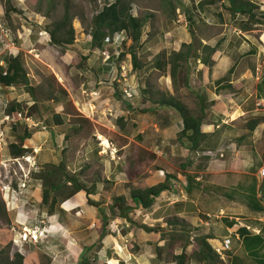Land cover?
<instances>
[{"label": "rangeland", "instance_id": "374dc122", "mask_svg": "<svg viewBox=\"0 0 264 264\" xmlns=\"http://www.w3.org/2000/svg\"><path fill=\"white\" fill-rule=\"evenodd\" d=\"M2 1L4 0H0V58L19 55L27 78L26 86H30L32 92L28 93L23 85H0V264L5 263L6 257L12 258L13 252H18L24 257V264L44 263V255L39 253L37 246L39 237L35 243L27 239L22 242V231L26 229L29 234L30 228L13 222L20 209L24 217L30 219L28 209L36 203L27 191L32 189L34 172L39 170L35 157L38 152L27 139L21 143L27 151L23 157H15L18 158L16 162L7 150V145L17 143L18 137L24 131L31 133L29 135L33 138V143L50 150L46 151L49 153V163L61 162L67 173L72 176L79 174L84 186H93V191H105V197H110L108 200L114 196H122L124 201L128 199L130 181L136 186L144 185L143 178L149 176L147 182L153 185L159 182L158 177L163 180L164 174L172 176L169 185L173 188L169 187L168 191H174L178 198L177 203L168 205L172 198L166 199V196L158 195L148 208L155 210L153 215L149 214L150 218L143 215L145 211L143 212L142 208L127 212L128 228L132 227L133 230L131 244L142 236V227L153 224V228L160 229L159 223L163 224V232L159 233L163 238L159 251L154 245L157 233L143 235L148 238V244L144 245L150 255L156 258L158 254L160 256L158 263L155 259V262L151 260L150 264H174L172 252L185 251V255L194 257L195 255L190 253L189 245L191 246L200 234H217L219 220L224 218L228 221L229 217H233L229 223L240 222L239 225L249 228L264 224V221L258 220L261 218L262 194L257 196L255 191L256 186L264 185V177L257 180L250 177L251 180L243 176V172L255 173L264 155V100L253 104L252 90H246L250 110L248 114L233 121V127L228 126L227 131L221 130L220 126L216 135L206 138L204 146L217 148L220 145L227 154H237L236 158L246 160V166L229 168L238 170L234 172L232 179H239V188L248 193L244 195L248 208L223 200L206 199L208 202L204 203L194 200V203H191L187 196L185 198V179L182 174L192 175L200 171L201 174H198L204 181L208 179V174H204L208 162L202 155L184 150L183 147L188 142L184 137L177 138L178 131L165 142L162 141L158 135L160 130H153V124L158 125L162 113L148 111L147 107L152 103L144 101L145 89L151 98L156 100L163 90L165 74L162 70L155 71L151 68L152 59L161 50L168 52L167 56L172 51L170 41L160 44L158 38L171 36L177 38V50L182 48V44L191 43L200 52L199 47L204 44L196 35L191 37V34L201 32L206 36L222 29H205L203 24L194 23H190L189 27V24H186L184 10L187 9L188 14L197 18L196 5L200 0H123L128 12L141 20L140 36L137 42L132 43L125 32L124 35L119 32L117 36L120 38L116 37L114 42L105 46L107 54H110L109 62H105L106 59L102 56L100 59L96 49L91 48L88 31L92 15L113 0H67L73 41L63 48L49 43L46 30L51 21L60 18L64 0H9L14 10L7 15L3 14ZM212 9L218 10V4L214 3ZM239 17L233 16L230 21ZM211 19L210 17L207 20ZM190 21L194 22L191 18ZM234 22H228L227 25L232 26ZM258 28L260 27L256 26V29ZM187 37L190 40L185 43ZM130 49L135 56L136 69H133L130 63ZM145 49H148V54L151 52L149 59L145 57ZM211 66H206L208 71ZM123 90L130 97H126ZM12 102L18 103L19 108L7 113V108ZM253 107L261 109L255 111ZM141 109L144 110L140 111ZM190 110H195V106H191ZM17 112L19 116L16 115ZM170 112L173 114L172 110ZM142 113L145 114L141 118L139 114ZM5 115L8 117L5 118ZM56 116L61 119L60 124L54 123ZM24 118H27V121H24ZM252 118L261 119L262 122L256 131L254 128H246ZM146 128L149 129L144 133L137 132ZM103 138L109 143L107 148L101 144ZM229 143L233 145L229 146ZM158 169L160 171H157ZM238 172L240 175H237ZM114 181L117 182L116 188H112ZM230 194L234 196V191ZM99 202L105 203L106 199L103 198ZM241 209L243 211H240ZM105 212L108 213V210ZM119 224L123 225L115 222V225ZM260 234L262 247L258 251V257L261 259L257 258L253 264H264V226L261 227ZM13 241L19 246H13ZM207 242L211 247L214 244L222 245V238L217 237L211 243L207 239ZM225 250L227 248L220 251V256H216L220 264L230 262L223 254ZM233 259V264L239 261ZM87 262L114 263L112 260L108 263H95L91 260ZM183 264L198 263L187 260Z\"/></svg>", "mask_w": 264, "mask_h": 264}, {"label": "crops", "instance_id": "0c3cea01", "mask_svg": "<svg viewBox=\"0 0 264 264\" xmlns=\"http://www.w3.org/2000/svg\"><path fill=\"white\" fill-rule=\"evenodd\" d=\"M248 2L254 5L250 14L229 12L226 9L228 7L227 0L198 1L196 5L198 8V10L196 9V12L198 11L197 18L188 14L187 9L184 10V20L187 22V25L190 23L196 25L203 24L205 29L222 27L219 31L216 30L211 34L208 33L206 36L202 35L201 32L191 34V37L196 35L197 39H199L202 44L210 47L214 46V50L210 55L212 66L209 71L204 64L200 63L198 58H194L191 55L187 57L185 61H179L181 69L180 71L176 70L173 77V80L176 79L175 82L168 74V64L162 67H154L153 64L151 67L155 71L162 70V73L165 74L161 94L165 97L172 96L175 100L181 102L193 116L200 117V131L208 134L207 138L216 135V133H218L217 129H219L220 126L223 131L229 130V127H233V121L248 114L250 110L247 105L249 101L245 94L246 90H252L253 104L254 102L264 100V19L259 17L260 14L264 13V0H248ZM214 3L218 4V10L212 9ZM233 16L240 17L239 19H232V21H230ZM210 17L212 19L208 21L207 19ZM190 18L193 19L194 22L189 21ZM228 22H234V25L228 26ZM256 26L260 28L256 29ZM176 39L173 37L171 38V36H163L162 39L158 38L160 41L158 43L162 44L170 41L169 46H172L171 50L175 52L177 51L176 46L179 45H177ZM189 40L188 38V40L184 42H189ZM95 49L98 57L101 59L99 48ZM162 49H164V47H162ZM147 50L148 49H145L144 53L146 59H149V57H151V52L148 54ZM161 52L166 58L168 52H163V50H161ZM197 53L200 54L199 51H197ZM153 60L154 58L152 62ZM103 64H105V62H103ZM0 65H2L1 58ZM144 95V101L149 104V101L152 103V105L148 106V109H146L148 111L151 110L153 113H162V116H159L161 117L158 123L159 127L157 123L153 122L155 123L153 124V130L156 132L160 130L158 135L160 139L165 142L166 139H169L181 129V119L172 108L156 106L157 103L154 104L153 101L157 102V100L156 98H151L152 96L148 94V90ZM191 106H195V110H190ZM143 110L144 109H141L140 111ZM171 110L173 114H170ZM253 110L260 111L256 107H253ZM144 114L145 113L139 114V117L142 118ZM261 125L262 122L255 125L254 131H256L258 127H261ZM147 129L149 128L137 130V132L144 133ZM29 134L31 135V133ZM30 135L26 139L28 143L32 145V148L36 149L38 152L35 157L39 163L37 168L41 170L43 168L42 166L52 164V162L49 163V161H47V158H49L48 152L50 150L47 149L48 152H46L47 150L44 146L33 143V138H30ZM228 145H233V143H229ZM183 148L188 152H192L188 150L186 146ZM207 150H210L214 154L212 156L201 154L202 158L208 162L207 166L204 168V174H208V179L203 181L199 175L201 172H194L193 180L198 185L194 184V187H192L193 197L192 195H188L184 189L185 198L187 196L189 198L188 201L191 203H194V200L202 203L208 202L206 199L210 201L223 200L239 204L242 208H248L245 203L246 197L244 196L248 193L239 188V179H232V175L238 170H231L229 168L231 166H246V160L243 158H236L235 156L237 154L234 156H232L231 153L227 154L220 145L217 148L204 147L203 150L195 151L203 152ZM261 164H264V155L261 159ZM157 171H160V169ZM65 174L68 177H76L77 181L82 183L78 173L72 176L65 171ZM184 175L185 174H182V176ZM237 175H240V172H238ZM243 176L248 178L254 177L256 180L258 179L257 171L255 173L243 172ZM147 178H149V176L143 178L144 185L140 186L133 185V182L130 181L129 188H144L151 185L148 184L147 181L149 180H147ZM250 179L252 180V178ZM157 181L161 182L162 180L158 177ZM32 182V189L26 190L30 196L34 197L36 202L35 205H32L28 209L31 218H27L28 222L26 223L25 221L27 219L24 217L22 209H20V211H17L19 214L14 217L13 222L30 229L32 227L42 229L43 234L39 238L37 246L39 248V253L44 255L43 264H89L87 260H91L95 263H108L109 260H112L114 261L113 264H150L151 260L155 262L156 259V263L160 261L159 254L156 258L150 255V252L146 250L144 243L148 244L146 243L148 238L143 235H149L153 232L157 233V237L154 238V245L156 246V250L160 249L163 242L162 236H159V233L161 232L162 234L163 232L161 230L162 223L158 225L160 229L154 228L152 231H142L140 239L134 242V244H131L132 227L128 228V222L115 215L117 214V209L114 208L113 211L116 210V212H114L113 217L104 227V235L98 240L99 233L102 229L100 216L94 206L86 203V196L83 190H78L67 199L57 202L54 205L53 211L51 213H46L45 208L40 204L41 181L38 177L33 176ZM126 182L128 181L126 180ZM116 185L117 182L114 181L112 188H116ZM231 191H234V196L230 194ZM17 192L19 193V191ZM173 192V190L168 191L167 189L161 191L159 195L160 197L166 196V199L167 197L172 198L168 205H174L173 203H177L176 201L178 198ZM105 196V191L97 190L88 194V198L94 202H98L96 203L97 206L102 208L105 215L108 216L109 212L106 213L105 210H108L107 206L111 203V200H108L110 198L109 196ZM103 198L106 199V202L100 203L99 201ZM64 201L68 203L65 207L63 206ZM125 201V204H130L129 198L125 199ZM142 210L143 212L145 211L143 215L147 218H150L149 214L153 215L155 211L154 209ZM240 211H243V209ZM137 212H139V210ZM205 215H207V213H205ZM232 218L233 217H229L228 221L233 220ZM234 218L237 219L236 217ZM115 222L123 223V225H115ZM239 223L240 222H238V224ZM206 224H208V222H206ZM152 225L153 224L150 226L148 225L147 227L151 228L153 227ZM217 227V234L214 232L204 234H210V238L208 239L210 243L212 240L217 239V237L222 238V241H227L229 250L223 251V254H225V257L230 261L228 264H233V258L239 260L236 264H245L247 259L246 264H253L256 262V257L247 252L242 246V236L238 231H234L235 226L229 227L223 220H219V225ZM13 246L17 247L19 245L13 243ZM189 247L192 249L190 245ZM179 252H172V257ZM183 253L185 254V251H183ZM23 260L24 257L22 258V261ZM187 260L196 262L193 257L190 258L189 256L186 257L185 262H187ZM172 261L174 263V259H172Z\"/></svg>", "mask_w": 264, "mask_h": 264}, {"label": "trees", "instance_id": "16d2710c", "mask_svg": "<svg viewBox=\"0 0 264 264\" xmlns=\"http://www.w3.org/2000/svg\"><path fill=\"white\" fill-rule=\"evenodd\" d=\"M228 7L226 8L231 13H251V9L254 5L248 0H227ZM3 14L7 15L8 12L13 11V7L10 5L9 0L2 1L1 4ZM63 11L59 19L51 21L46 33L49 38V43L58 47H65L73 41V29L71 27V16L69 14V5L67 0L63 1ZM264 19V13L259 16ZM190 21V20H189ZM142 26L140 18L131 15L128 12L127 5L124 4L123 0H113L112 2L102 6L97 12H95L90 20L88 35L90 38L91 48L103 49V38L108 35L110 39L113 38L115 33L124 32L129 37L131 42H137L140 36L139 29ZM190 27V24L188 25ZM189 32H191L189 30ZM196 40V39H193ZM200 54L192 46L191 43L182 44V48L177 51H171L170 54L165 58L164 54L160 52L153 60L154 67H162L166 64L169 65L168 74L173 79L176 70L180 71L179 61H185L190 55L194 58H198L199 61L207 66L208 68L212 65L210 55L214 50V46L210 47L207 45H200ZM130 63L133 69L137 68L135 56L133 52L129 51ZM2 65H0V85L2 86H13L23 85L26 87L28 93L32 92V88L27 85V78L25 71L22 67L19 55H6L1 58ZM111 60L110 54L105 62ZM147 89H145V94ZM156 106H166L172 108L181 119V129L178 131L177 138L184 137L188 144L186 148L194 152L195 150H203L205 146V140L208 134L200 131L201 118L193 116L187 108L179 101L174 98L160 94L158 96ZM19 108L18 103H11L7 108V113L13 112ZM120 121V119H117ZM261 122V119L252 118L246 124L248 130H252L255 125ZM55 124H60L61 119L56 116ZM29 137V133L24 131L21 136L18 137L17 143H9L7 145L8 154L12 156H23L26 152V148L22 147L21 143L24 139ZM34 177H38L41 181L40 185V204L45 208L46 213H51L54 209V205L67 199L78 190H83L86 196V203L94 206L100 216L101 231L98 236V240L104 235V227L109 223L110 219L114 215L113 209H117L116 216L125 219L129 222L127 212L134 208L148 209L155 197L159 195L161 191L169 189V179L172 177L169 174H164L163 180L153 185L144 188H130L128 192L130 204H125L122 196H114L111 199V203L107 206L109 215L106 216L103 209L98 207L97 204L88 198V194L93 191V186L84 187L83 183H79L76 177H68L65 174L63 164L61 162L57 164H46L41 170L34 172ZM75 176V175H73ZM185 186L188 195H192V187L194 184L198 185L193 180L192 175L185 174ZM258 190L264 196V185L258 186ZM193 197V195H192ZM247 200V198H246ZM245 200L246 205H248ZM67 201H64L63 206H67ZM248 207V206H247ZM262 207V206H261ZM263 210V208H262ZM223 221L233 227L234 231H238L242 236V246L244 249L251 253L254 257L259 258L258 251L262 247L261 239L259 234H254L250 230L246 229L243 225L236 224L234 221H227L225 218ZM141 228V227H140ZM143 231H152L153 227H142ZM210 238V234H200L191 243V252L195 256L193 257L199 264H220V261L216 259V255L212 250L207 239ZM184 244L181 249L183 250ZM13 257H6L4 264H23L22 255L18 252L12 253ZM186 255L183 251L173 256L175 264H183L186 259ZM261 259V258H259Z\"/></svg>", "mask_w": 264, "mask_h": 264}, {"label": "built area", "instance_id": "2783aa9c", "mask_svg": "<svg viewBox=\"0 0 264 264\" xmlns=\"http://www.w3.org/2000/svg\"><path fill=\"white\" fill-rule=\"evenodd\" d=\"M120 33H122V32H120ZM119 34V32L118 33H115L114 34V36H113V38L112 39H110L109 37H108V35H106V36H104V38H103V49H101L100 51H99V53H100V55L102 56V58H105V59H107L108 57H109V55L107 54V51H106V48H105V46H107V45H109V44H111L112 43V41L114 42V39L116 38V37H119V36H117ZM120 38V37H119ZM104 59V60H105ZM125 91L123 90V93H124ZM126 93V92H125ZM125 96L126 97H130V96H127V93L125 94ZM124 96V97H125ZM258 109H261V108H258ZM264 110V109H263ZM16 115L17 116H19L20 114H19V112H17L16 113ZM8 116L7 115H5V118H7ZM24 121H27V118H24ZM194 153L196 154V155H209V156H212V155H214L210 150H207V151H203V152H200V151H194ZM15 157H18V156H14L12 159H13V161L14 162H16V159H18V158H15ZM20 157H23V156H20ZM257 176H258V178H262V177H264V164H261L260 165V167H259V169L257 170ZM20 185H23V184H20ZM171 188H173V186H170ZM256 192H257V196L259 195V194H262L259 190H258V186H256ZM13 197V196H12ZM262 197H263V199H262V201H261V203H262V207H263V211H262V213L260 214V217L261 218H259L258 220L260 221V222H263L264 221V196L262 195ZM208 215V214H207ZM219 215H221V214H219ZM244 227L246 228V229H249L250 231H252L253 233H258L259 232V228L258 227H253V228H249V227H247V226H245L244 225ZM25 229V228H24ZM27 231L28 230H26V231H22V233H21V241L22 242H26L27 240H30V241H32L33 243H35L37 240V237H41L42 236V234H43V231H42V229H36V228H32V229H30V233L28 234L27 233ZM29 236V237H28ZM27 239V240H26ZM13 243H17L16 241H13ZM21 243V242H20ZM228 247V245H227V241H225V240H223L222 241V245L221 244H216V245H213L212 246V249H213V251L218 255V256H220L221 255V250L222 249H224V248H227Z\"/></svg>", "mask_w": 264, "mask_h": 264}, {"label": "bare ground", "instance_id": "6f19581e", "mask_svg": "<svg viewBox=\"0 0 264 264\" xmlns=\"http://www.w3.org/2000/svg\"><path fill=\"white\" fill-rule=\"evenodd\" d=\"M101 144L104 145L105 148H107L109 146V143H108V141L105 138L102 139V143ZM25 231H26V229H25Z\"/></svg>", "mask_w": 264, "mask_h": 264}, {"label": "clouds", "instance_id": "9594fccd", "mask_svg": "<svg viewBox=\"0 0 264 264\" xmlns=\"http://www.w3.org/2000/svg\"><path fill=\"white\" fill-rule=\"evenodd\" d=\"M216 154H218V153H216ZM255 191H256V189H255ZM262 199H263V197H262ZM261 206H262V203H261ZM263 208V207H262ZM263 211V210H262ZM262 211H261V213H262ZM244 226V225H243ZM262 226H264V224H261V226L260 227H258L259 228V232L258 233H256V234H259L260 233V229H261V227ZM251 228H253V227H251ZM249 230V229H248ZM252 232V231H251ZM255 234V233H254ZM229 247V246H228ZM227 247V250H229V248ZM212 248V247H211ZM213 250V249H212ZM215 253V252H214Z\"/></svg>", "mask_w": 264, "mask_h": 264}]
</instances>
